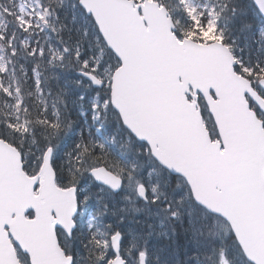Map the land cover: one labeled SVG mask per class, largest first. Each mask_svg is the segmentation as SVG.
Wrapping results in <instances>:
<instances>
[{"label": "snow or ice", "instance_id": "snow-or-ice-1", "mask_svg": "<svg viewBox=\"0 0 264 264\" xmlns=\"http://www.w3.org/2000/svg\"><path fill=\"white\" fill-rule=\"evenodd\" d=\"M0 264H264V0H0Z\"/></svg>", "mask_w": 264, "mask_h": 264}]
</instances>
